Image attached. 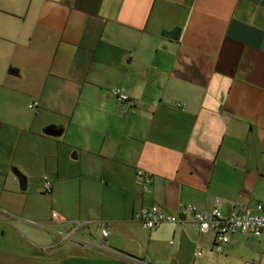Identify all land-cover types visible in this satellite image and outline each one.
<instances>
[{
    "label": "crops",
    "instance_id": "crops-1",
    "mask_svg": "<svg viewBox=\"0 0 264 264\" xmlns=\"http://www.w3.org/2000/svg\"><path fill=\"white\" fill-rule=\"evenodd\" d=\"M217 198L264 202V0H0V264H264V233L135 217Z\"/></svg>",
    "mask_w": 264,
    "mask_h": 264
},
{
    "label": "built area",
    "instance_id": "built-area-1",
    "mask_svg": "<svg viewBox=\"0 0 264 264\" xmlns=\"http://www.w3.org/2000/svg\"><path fill=\"white\" fill-rule=\"evenodd\" d=\"M110 93L117 97L121 102L130 106L135 104L134 100L119 88H114ZM30 108L36 109L37 103L30 104ZM139 177L142 181V187L147 190L151 182L150 174L139 171ZM45 190L51 191V182L45 177ZM220 199H216V205L208 211L200 210L195 204H183L178 213H172L164 210L158 204L143 206L136 213L135 217L141 222L144 228L154 230L163 223H183L189 220L196 228L203 233H213L215 239L214 249L217 252L222 251L223 245L230 242L234 232H245L254 236H261L264 233V202H258L254 208H239L230 215H224L218 206ZM53 217L58 218L54 213ZM87 224V223H86ZM85 223L77 222L76 226L81 227ZM90 224V223H89ZM101 226V233L104 238L110 234L108 226ZM101 248H107L104 244ZM114 252V251H113Z\"/></svg>",
    "mask_w": 264,
    "mask_h": 264
},
{
    "label": "water",
    "instance_id": "water-1",
    "mask_svg": "<svg viewBox=\"0 0 264 264\" xmlns=\"http://www.w3.org/2000/svg\"><path fill=\"white\" fill-rule=\"evenodd\" d=\"M180 33H181V30L179 28H175L172 31H165L163 33V35H165V36H167V37H169L171 39H179ZM46 133L50 134V135H53V136H59V135H61L62 130L56 129L55 127H51V128H48L46 130ZM26 186H27V181H26V179H23L21 181V188L22 189L26 188Z\"/></svg>",
    "mask_w": 264,
    "mask_h": 264
},
{
    "label": "rangeland",
    "instance_id": "rangeland-1",
    "mask_svg": "<svg viewBox=\"0 0 264 264\" xmlns=\"http://www.w3.org/2000/svg\"><path fill=\"white\" fill-rule=\"evenodd\" d=\"M93 230H94L95 238L97 239V237H98V240L100 241L101 240V237H100V234L101 233H98V231L96 230V228H93ZM143 230H145V232H147V233L149 232L147 229H143ZM194 232H198V231H194ZM172 245H173V243H170V246H172ZM198 249L201 250L204 253V255L206 254V250H205V248L203 246H199ZM203 253L198 254V256L199 257L203 256L202 255ZM174 263H175V258H171V260L169 261V264H174Z\"/></svg>",
    "mask_w": 264,
    "mask_h": 264
}]
</instances>
